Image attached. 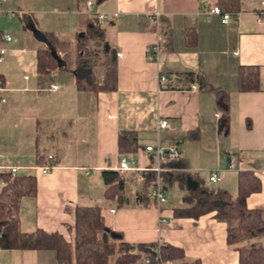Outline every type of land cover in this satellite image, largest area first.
<instances>
[{
	"label": "crops",
	"instance_id": "1",
	"mask_svg": "<svg viewBox=\"0 0 264 264\" xmlns=\"http://www.w3.org/2000/svg\"><path fill=\"white\" fill-rule=\"evenodd\" d=\"M87 1L95 13H118L99 23L102 41L83 40L89 32ZM213 5L216 0L0 3V49L5 50L0 62L5 90L0 94L5 100L0 102V172L15 168V175H32L36 181L35 197L20 203L22 232L39 229L70 242L74 208L95 206L107 229L121 235L119 243H166L182 249L189 262L238 264V253L227 245V225L214 213L197 220L173 216V209L186 207L185 192L176 184L162 176L166 203L159 206L148 197L151 173L140 178L127 171L122 175L124 204L117 209L103 195L101 175L116 171L122 157H132L148 170L153 159L144 152L146 146L175 147L180 158L172 162L174 172L232 196L239 173H251L261 189L246 205L264 213V23L258 20L264 17V0H241L242 10L226 25L207 15ZM155 13L157 26L150 18ZM154 46L158 56L151 59ZM44 49L57 54L60 68L38 70L37 53ZM79 49L91 52L87 68L78 66ZM110 64L115 67L112 80L104 70ZM240 66L259 69L258 91L234 92ZM106 81L114 89H100ZM93 82L96 87L90 86ZM210 89L230 92L225 137L218 134L219 113ZM162 120L168 128H158ZM121 134L129 144L125 155L118 149ZM37 157H43V166H37ZM50 165L43 174L41 168ZM211 174L216 183L209 181ZM115 258L108 264H116ZM0 264L64 263L51 251L0 250Z\"/></svg>",
	"mask_w": 264,
	"mask_h": 264
},
{
	"label": "trees",
	"instance_id": "2",
	"mask_svg": "<svg viewBox=\"0 0 264 264\" xmlns=\"http://www.w3.org/2000/svg\"><path fill=\"white\" fill-rule=\"evenodd\" d=\"M106 0H95L101 4ZM216 5L222 13H239L241 0H216ZM88 38L102 41L104 31L97 20L86 19ZM187 33L190 44L192 39ZM192 37V36H191ZM81 52L83 54H81ZM91 52L79 49L75 57L79 60V67L87 68V57ZM70 57V55H67ZM66 65L64 68H67ZM106 74L109 80L114 77L113 64L109 65ZM37 68L44 72L52 68H60L50 49L39 50L37 53ZM195 78H197L195 76ZM81 80V79H79ZM77 81L80 87V81ZM237 86L234 92H256L259 90L260 78L257 67L240 66L236 73ZM100 89L113 88L106 81ZM199 88L203 83L194 79ZM94 83V84H93ZM90 83L96 87L95 82ZM93 89H96V88ZM114 89V88H113ZM215 98L218 117V134L225 137L230 131V92L221 89H210ZM128 141L126 135H119L118 149L122 155L127 154ZM37 166H43V157H37ZM171 172L163 174L168 184H176L185 192L182 202L185 208L173 209L175 218H189L197 220L202 216L214 213L217 220L227 225V245L238 253V264H264V245L260 242L264 238V213L260 210L248 209L247 198L260 191L259 181L249 172L239 173L238 190L235 196L221 189L210 188L203 182L196 181L195 190L187 188V179L190 175L174 172L175 165L169 163ZM105 185L104 197L114 201L116 208L124 204L122 176L113 170L101 173ZM149 181L154 179L150 174ZM0 250L20 251H51L57 260L64 264H108L111 257L116 264H135L141 259H148L149 264H201L199 260L187 261L182 249L166 244H127L119 243L121 235L107 229L98 207H75L73 210L72 238L66 242L57 233H46L42 230L25 233L20 229L18 211L21 200L25 197H35L36 181L32 175L19 176L10 172H0ZM143 196V195H142ZM141 198V199H140ZM141 203L143 197H140ZM148 201L149 199L145 197ZM157 251V253L155 252Z\"/></svg>",
	"mask_w": 264,
	"mask_h": 264
},
{
	"label": "built area",
	"instance_id": "3",
	"mask_svg": "<svg viewBox=\"0 0 264 264\" xmlns=\"http://www.w3.org/2000/svg\"><path fill=\"white\" fill-rule=\"evenodd\" d=\"M4 0H0V3ZM87 10L85 12L86 16L89 19L97 20L99 23H105L110 21L111 19L118 16V13H95L92 10L93 2L87 1L86 2ZM207 15H214L218 16L220 18V22L224 25L228 24L231 19L237 18L238 14H231V13H222L221 10L217 5H213L207 12ZM154 24L157 26L159 21V14L155 13L150 17ZM258 20L262 23H264V17L260 16L258 17ZM2 39L6 41H10V37L7 35H3L1 37ZM5 54L4 49H0V62L3 58V55ZM149 56L151 59H156L158 56V47L154 46L149 51ZM159 80L164 81V77H159ZM4 88L1 86L0 83V94L4 92ZM5 100L3 98H0V102H4ZM169 127V124L167 121L162 120L158 123L159 129H166ZM144 152L149 155L153 159V165L150 169H144L140 168L137 161L132 157H122L119 160L118 166L116 171L122 176L127 171H132L140 175V178L144 176V173L150 172L154 175V179L151 181V183L148 186V197L149 199L155 201L159 206L166 203V198L164 194V188L162 185V176L163 174H167L171 172V168H169V163L177 160L180 158V153L177 148L175 147H162V146H146L144 148ZM48 159L52 161V157L49 156ZM52 168V165L50 166H44L41 168V172L43 174H46L49 172V170ZM9 172L13 175L16 174L17 170L15 168H11ZM209 181L211 183H216L218 181V178L215 174H211L209 177ZM2 181L0 180V185H2ZM157 253V251L155 250ZM145 264H149L148 259H144Z\"/></svg>",
	"mask_w": 264,
	"mask_h": 264
},
{
	"label": "water",
	"instance_id": "4",
	"mask_svg": "<svg viewBox=\"0 0 264 264\" xmlns=\"http://www.w3.org/2000/svg\"><path fill=\"white\" fill-rule=\"evenodd\" d=\"M53 56L55 57V59H59L57 57V54L55 52H52ZM198 187L197 183L195 181H193L191 178L187 179V188L189 190H195Z\"/></svg>",
	"mask_w": 264,
	"mask_h": 264
},
{
	"label": "rangeland",
	"instance_id": "5",
	"mask_svg": "<svg viewBox=\"0 0 264 264\" xmlns=\"http://www.w3.org/2000/svg\"><path fill=\"white\" fill-rule=\"evenodd\" d=\"M109 68H110V67H108L107 69H104V70H106V74H107ZM167 194L170 195V191H169ZM261 243H262V242H261ZM263 244H264V241H263Z\"/></svg>",
	"mask_w": 264,
	"mask_h": 264
}]
</instances>
